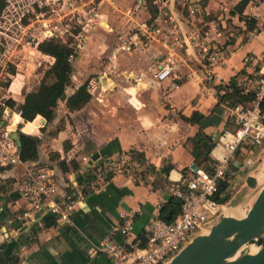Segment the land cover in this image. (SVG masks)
<instances>
[{
    "label": "crops",
    "instance_id": "obj_1",
    "mask_svg": "<svg viewBox=\"0 0 264 264\" xmlns=\"http://www.w3.org/2000/svg\"><path fill=\"white\" fill-rule=\"evenodd\" d=\"M240 1L100 0L102 26L93 27L79 47L74 39L64 41L54 37L72 46L74 52L71 81L65 95L73 94L85 84L91 98L79 110H69L65 101L59 100L49 121L40 113L31 121H23L19 112L7 106L5 124L12 136L16 133L18 137L19 131L37 137L38 144L37 159L16 166H0V264H6V258L12 255L16 264H111L109 257L96 247L105 240L123 241L122 235L114 230L121 213L133 217V232L126 241L144 239L145 224L157 217L170 199V183L187 178L193 168L203 169L196 165L193 156V139L199 126L184 118L193 112L207 116L218 105L211 96L201 95L198 83L187 77L189 68L183 62L189 66L197 64L189 36L193 33L213 36L211 23L222 31V41L230 46L232 54L215 72L228 88L259 67L256 59L264 47V2L248 0L240 12L237 10ZM189 5L197 8V12L190 14ZM150 6L154 13L150 12ZM143 21L158 32L152 39L139 34L140 45L130 53L120 50L121 38L138 31L136 27L130 28ZM45 39L41 35L36 45ZM36 45L42 57L50 58L49 65L41 72L35 87L23 94L24 84L14 66L15 74L10 75L9 85L0 84L6 89L3 101L0 100L4 105L6 99L23 103L25 94L37 90L52 64L53 58L39 52ZM168 56L184 59L177 62L178 78L153 80L150 76L153 65ZM6 68L0 67V77L7 72ZM106 71L113 85L93 83ZM140 74L143 79L136 82L135 77ZM243 95L249 98L238 102L249 105L252 94ZM220 117L219 124L202 129L211 138L209 156L213 160V149L222 131L234 126L230 120L224 121L222 112ZM130 150L141 153L155 172L145 173L142 169L135 173L105 172L101 185L89 194L85 203L76 206L69 222L63 223L53 216L42 217L39 212L34 214V222L21 218V213L30 208L19 193V185L29 168L50 169L56 192L47 202H60L72 195L75 183H81L85 168ZM238 151L230 160L237 174L230 185L225 183L227 192L234 191V185L242 181L240 173L251 164L258 149H253L249 159ZM82 157H87V161L82 162ZM73 164L78 167L75 169ZM168 166V173L161 172ZM45 217H53L55 224L45 227Z\"/></svg>",
    "mask_w": 264,
    "mask_h": 264
},
{
    "label": "built area",
    "instance_id": "obj_2",
    "mask_svg": "<svg viewBox=\"0 0 264 264\" xmlns=\"http://www.w3.org/2000/svg\"><path fill=\"white\" fill-rule=\"evenodd\" d=\"M100 0H23L18 1L23 11L18 14V24L27 16L28 23L22 26L39 30L43 38L51 39L59 37L64 41L74 39L76 47H79L86 35L95 26H102L99 12ZM8 4V2H7ZM189 7V13L194 14L197 8ZM131 12H128L130 16ZM3 15V14H2ZM1 17V16H0ZM214 35H199L193 33L189 36V42L193 45L197 59L195 66H189L187 77L194 79L199 86L201 95L211 96L222 108L224 121L230 120L234 126L232 129H224L219 141L216 143L212 173L201 168H193L187 178L170 183L168 193L180 202V211L173 221L167 222L160 217H155L143 229L144 244L141 241H126L133 232V217L121 213L120 220L114 226L123 237L120 243L105 240L99 242L97 250L105 253L111 264H166L168 263L195 235L204 233L210 228L212 221L225 213L227 198L233 191L221 190V184L230 185L237 171L231 166L230 160L235 152L244 145L248 148L247 156L253 154V149L264 143V47L256 59L259 67L249 76L238 79L235 86L242 93H250L249 105L240 102L232 103L227 98L228 85L224 83L215 72V68L232 54L229 45L222 41L223 33L217 25L211 23ZM138 31L127 33L120 40L119 49L130 53L139 44V34L145 39H152L158 29L148 25L145 21L134 24L130 29ZM32 31V32H33ZM73 54L69 55V60ZM183 58L168 56L166 59L156 62L150 71V76L155 81L164 79H177V62ZM143 75L135 77L136 82H141ZM109 81V73H101L93 83L103 84ZM110 88V87H109ZM9 108L0 101V166H16L22 164L19 145L12 136L8 120ZM129 160L125 156L119 165H114L111 173L121 172ZM82 162L87 157L81 158ZM123 166V167H122ZM121 167V168H120ZM90 168V167H89ZM89 168H85L86 172ZM98 188L93 184L85 187L81 183H75L72 195L60 202L48 203L55 192L56 186L50 169L44 170L29 168L19 185L20 196L28 201L30 208L21 213V218L28 223L35 221V213L43 216H53L63 223L69 222L78 204L85 203L86 198ZM231 199V198H230ZM229 199V200H230ZM229 203V201H228ZM0 209L2 207L0 206ZM194 232V233H193ZM9 237L6 238L9 241Z\"/></svg>",
    "mask_w": 264,
    "mask_h": 264
},
{
    "label": "trees",
    "instance_id": "obj_3",
    "mask_svg": "<svg viewBox=\"0 0 264 264\" xmlns=\"http://www.w3.org/2000/svg\"><path fill=\"white\" fill-rule=\"evenodd\" d=\"M248 0H241L237 6V10L241 12ZM264 2V0H262ZM8 6L6 0H0V16L5 11ZM150 12L154 13L153 8L150 6ZM26 22V21H24ZM37 50L43 54H46L53 58L52 64L44 73V77L40 81L38 88L34 92H27L24 97V102L21 104L16 103L12 99H6L5 105L11 108V110L19 112L23 121H31L36 116V114H42L47 121L51 120L54 115V109L59 100H64L66 107L69 110H79L83 108L90 100L91 94L86 90L85 84L78 87L73 94L66 96L65 88L70 84L71 81V60H69V55L73 52V47L68 43H64L59 39H45L37 43ZM4 51V44L0 40V55ZM5 73L0 77L1 86H8L10 82V75L15 74L14 65L8 63ZM240 89H238L234 83L230 84L229 91L227 92V98L231 100L232 103L238 101H246L249 97L243 95ZM264 109V103L262 104ZM222 108L220 105H215L211 113L207 116L199 113L193 112L190 117L184 118L193 124L199 126V130L193 139L194 149L193 156L195 158L196 165L202 167L206 172L212 173L215 161L209 156L210 150L213 146L211 138L202 132V129L207 126H215L219 124L221 117L220 114ZM18 139L20 142L19 151L20 158L22 162L33 161L37 159V144L38 139L35 136L27 135L18 131ZM128 156L129 160L124 165L125 168L121 172L128 173L130 171L134 173L138 170L139 172H155L153 167L146 164L143 155L136 151H128L120 153L116 157H111L97 162L94 166L89 168L84 175H82L81 185L85 187L87 184H93L97 188L101 185L103 181V176L105 172H112L114 165H119L122 159ZM64 168V163H61ZM76 169L77 164H73ZM123 167V166H122ZM121 168V167H120ZM138 168V169H137ZM170 166L163 167L161 172L168 173ZM144 172H142L143 174ZM226 184H221V190L224 191ZM93 193L92 191H90ZM180 211V202L174 197L164 204L160 210L158 217L170 222L175 219ZM55 224L53 217L44 218V226L49 227ZM141 245L144 244V239H142ZM17 259L13 255L6 258V264H16Z\"/></svg>",
    "mask_w": 264,
    "mask_h": 264
},
{
    "label": "water",
    "instance_id": "obj_4",
    "mask_svg": "<svg viewBox=\"0 0 264 264\" xmlns=\"http://www.w3.org/2000/svg\"><path fill=\"white\" fill-rule=\"evenodd\" d=\"M20 146L17 134H14ZM257 162L252 165V170ZM245 188L257 190L253 201L237 217L223 213L210 224L206 233L193 236L166 264H264V183L252 175L245 178ZM245 188L236 191L229 206H236Z\"/></svg>",
    "mask_w": 264,
    "mask_h": 264
},
{
    "label": "rangeland",
    "instance_id": "obj_5",
    "mask_svg": "<svg viewBox=\"0 0 264 264\" xmlns=\"http://www.w3.org/2000/svg\"><path fill=\"white\" fill-rule=\"evenodd\" d=\"M18 1L20 0H7L8 6L6 7L3 15L0 17V40L4 44V51L0 55V67L4 68L7 63L14 65L17 72L20 74L19 79H22L24 88L21 90L22 94L26 92V89L35 87L37 80L43 70L49 65L50 58L42 57L36 51V41L41 38L39 30L33 31V29H23L22 26L28 23L27 16L21 22V27L18 24V14L23 11L21 5L18 7ZM27 0H23L25 3ZM26 21V22H24ZM33 31V32H32ZM6 89L0 87V100L5 95ZM7 95V94H6ZM3 101V100H1ZM257 155L253 158V161L242 169L240 173L241 180L234 185V193L245 188V178L247 175L257 176L261 174L259 179V187L264 183V143L258 146ZM248 148L244 145L239 148L238 152H243L247 155ZM249 159V156H246ZM257 162V166L252 170V165ZM257 194V190L245 188V193L239 199L237 204V211H241L240 215H244V207L250 204ZM234 194H230L227 198V204L230 198H233ZM232 207V206H231ZM225 213H231L225 209ZM233 214V213H232ZM234 215V214H233ZM194 233V232H193Z\"/></svg>",
    "mask_w": 264,
    "mask_h": 264
},
{
    "label": "bare ground",
    "instance_id": "obj_6",
    "mask_svg": "<svg viewBox=\"0 0 264 264\" xmlns=\"http://www.w3.org/2000/svg\"><path fill=\"white\" fill-rule=\"evenodd\" d=\"M255 178H256V180L258 181V182H260L259 181V179L261 178V174H258L257 176H254ZM262 180H264V179H262ZM237 207H238V205H236V206H227V210L229 211V212H231V213H233L234 215H240V213H241V211L239 212V211H237ZM204 233H206V231H204Z\"/></svg>",
    "mask_w": 264,
    "mask_h": 264
}]
</instances>
